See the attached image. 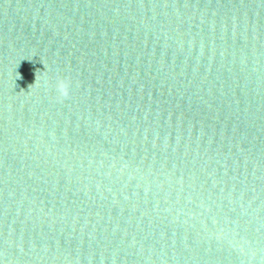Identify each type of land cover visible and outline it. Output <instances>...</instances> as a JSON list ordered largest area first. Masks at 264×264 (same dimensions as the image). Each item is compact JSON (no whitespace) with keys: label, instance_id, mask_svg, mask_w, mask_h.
I'll return each mask as SVG.
<instances>
[{"label":"water","instance_id":"95a60500","mask_svg":"<svg viewBox=\"0 0 264 264\" xmlns=\"http://www.w3.org/2000/svg\"><path fill=\"white\" fill-rule=\"evenodd\" d=\"M0 264H264V0H0Z\"/></svg>","mask_w":264,"mask_h":264},{"label":"clouds","instance_id":"9594fccd","mask_svg":"<svg viewBox=\"0 0 264 264\" xmlns=\"http://www.w3.org/2000/svg\"><path fill=\"white\" fill-rule=\"evenodd\" d=\"M44 83L48 85L49 81L45 80ZM71 86H72V81L69 77L58 75L55 79L54 85H52V87L55 88L56 98L63 100L69 97L71 92Z\"/></svg>","mask_w":264,"mask_h":264}]
</instances>
